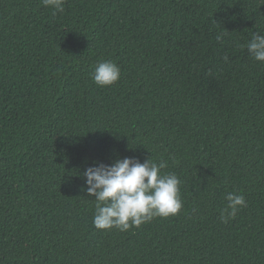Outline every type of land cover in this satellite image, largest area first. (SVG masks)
<instances>
[{
	"label": "trees",
	"instance_id": "16d2710c",
	"mask_svg": "<svg viewBox=\"0 0 264 264\" xmlns=\"http://www.w3.org/2000/svg\"><path fill=\"white\" fill-rule=\"evenodd\" d=\"M254 32L264 0H0V264H264ZM105 60L121 75L101 87ZM125 157L167 161L177 215L93 225L83 173ZM233 191L247 207L223 223Z\"/></svg>",
	"mask_w": 264,
	"mask_h": 264
},
{
	"label": "clouds",
	"instance_id": "9594fccd",
	"mask_svg": "<svg viewBox=\"0 0 264 264\" xmlns=\"http://www.w3.org/2000/svg\"><path fill=\"white\" fill-rule=\"evenodd\" d=\"M66 0H41L44 7L62 13ZM222 35L216 37L220 40ZM248 56L264 63V34L254 32L246 45ZM225 61L228 56L223 57ZM120 67L112 61H100L92 70L94 83L105 87L120 79ZM167 161L156 162L150 157L143 162L136 157L116 159L106 165L96 162L88 167L83 176L86 178L87 193L94 197L95 213L93 225L97 229L117 228L127 231L140 227L155 217L167 218L177 215L183 201L180 195L181 181L174 173L161 174ZM226 206L220 213L221 222L227 223L247 207L242 194L235 191L226 193Z\"/></svg>",
	"mask_w": 264,
	"mask_h": 264
}]
</instances>
